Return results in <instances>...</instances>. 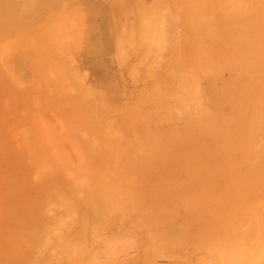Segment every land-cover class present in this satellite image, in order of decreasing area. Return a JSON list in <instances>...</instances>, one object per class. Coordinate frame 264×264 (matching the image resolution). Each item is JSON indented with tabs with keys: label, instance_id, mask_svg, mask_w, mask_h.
Here are the masks:
<instances>
[{
	"label": "rangeland",
	"instance_id": "1",
	"mask_svg": "<svg viewBox=\"0 0 264 264\" xmlns=\"http://www.w3.org/2000/svg\"><path fill=\"white\" fill-rule=\"evenodd\" d=\"M100 1L123 27L118 35L116 24H111L109 33L104 31L110 44L107 51L100 46L105 37L98 26L95 0H68V12L56 11V21L49 18L48 24H33L28 28L32 32L21 30V34L36 33L33 38L20 33L0 37V264H9L13 249L9 239L19 221L28 227L25 234L39 243L25 264L32 260L35 264L195 262V255L185 251L149 252L160 248L161 239L119 238L113 228L117 219L118 232L130 231L136 224L130 222L131 211L146 214V207L155 208L146 204L161 192L149 187L160 186V175L146 172L147 152L153 150L146 148L138 127L153 116L152 105H161L170 87L197 85L194 78L179 76V69L189 71L192 63L184 67L173 56L177 3ZM48 30L55 41L45 35ZM40 46L46 51L38 53ZM187 51L191 53V47ZM5 52L9 57H3ZM42 56L48 58L46 62ZM256 144L264 148L263 140ZM89 197L95 202L88 203ZM75 234L87 236V241L71 239ZM214 259L199 254L196 261L216 264Z\"/></svg>",
	"mask_w": 264,
	"mask_h": 264
},
{
	"label": "crops",
	"instance_id": "2",
	"mask_svg": "<svg viewBox=\"0 0 264 264\" xmlns=\"http://www.w3.org/2000/svg\"><path fill=\"white\" fill-rule=\"evenodd\" d=\"M167 3L178 10L173 56L192 63L179 76L197 85L170 87L139 124L153 150L146 172L160 175V186L149 187L161 192L146 214L131 211L130 231L118 232L115 219L114 235L161 239L149 252L185 251L193 264L199 254L216 264H264V148L256 144L264 141V0Z\"/></svg>",
	"mask_w": 264,
	"mask_h": 264
},
{
	"label": "bare ground",
	"instance_id": "3",
	"mask_svg": "<svg viewBox=\"0 0 264 264\" xmlns=\"http://www.w3.org/2000/svg\"><path fill=\"white\" fill-rule=\"evenodd\" d=\"M73 2V1H72ZM71 2H69V4H70ZM76 3V2H75ZM73 4V3H72ZM91 4V3H90ZM92 5V4H91ZM72 7V6H71ZM70 7V8H71ZM95 10H96V14H97V18H99L100 19V22H99V25L98 26H100V28L102 29V31H103V33H102V35L105 37V32L104 31H106V29H107V31H108V33H109V28L111 27V24H113V25H115L116 24V32H117V35H118V33L120 32V31H122L123 30V27H119L118 25H117V20H116V17L115 18H110V16H109V14H108V9H107V7H106V5L103 3V2H101L100 0H95ZM93 7V8H94ZM67 8H68V0H0V37L2 36V37H4V38H9L11 35H18L20 32H21V30H23V29H28L31 25H33V24H36V23H38V24H40L41 22H43L44 21V23H47V21L46 20H48L49 18H50V20H52L55 16H54V14L56 15V11H61L60 13H64L65 11L66 12H68L67 11ZM90 9V8H89ZM92 13V12H91ZM114 14V13H113ZM113 14H111V15H113ZM95 15V14H94ZM53 16V17H52ZM114 16V15H113ZM112 17V16H111ZM56 18V17H55ZM55 18H54V20H55ZM61 18V17H60ZM61 19H63L62 21H64L65 19L64 18H61ZM115 19V20H114ZM40 21V22H39ZM56 21V20H55ZM55 21L53 22V23H55ZM51 22V21H50ZM49 23V22H48ZM47 23V24H48ZM52 23V22H51ZM50 23V24H51ZM57 23V22H56ZM37 25V24H36ZM42 25V24H41ZM41 25H38L39 27H41ZM56 25V24H55ZM60 26V25H59ZM39 27H38V29H39ZM57 27H58V24H57ZM61 27V26H60ZM115 27H113V28H115ZM118 27H119V29H118ZM32 28H34V27H32ZM64 28H65V26H64ZM34 29H36V27L34 28ZM42 29V28H41ZM28 30H30L31 31V29H28ZM45 30L47 31V29H46V27H45ZM118 30H119V32H118ZM24 31H27V30H24ZM23 31V32H24ZM30 31L29 32H27L26 34H24V35H27V34H30ZM33 31V30H32ZM31 31V32H32ZM35 31H37V30H35ZM51 31H53V29L51 30ZM56 30H54V32H55ZM53 32V33H54ZM57 33H58V31H56ZM34 33V32H33ZM47 33H49V35L50 36H48L47 35V37H51V34H50V32H49V30H48V32H46L45 33V35L47 34ZM52 33V32H51ZM52 33V35H56L57 36V34H53ZM21 34V33H20ZM23 34H21V35H23ZM32 34V33H31ZM30 34V35H31ZM35 35H36V33H34ZM33 34V36L31 35V37L33 38L35 35ZM59 34H62V33H59ZM62 36V35H61ZM25 37H28V36H25ZM30 36H29V38H31ZM65 37H66V35H65ZM3 38V39H4ZM52 38V37H51ZM61 38V37H60ZM64 38V37H63ZM62 38V39H63ZM57 39V38H56ZM106 37H105V40H103L104 42L102 43V44H100V46L102 47L101 49H103V50H105V51H107V49L109 48V46H110V44H107L106 43ZM2 40V39H1ZM25 40V39H24ZM28 41L29 42H31L32 41V39L31 40H29L28 39ZM53 41H55L53 38H52V42ZM14 42H17L15 39H14ZM24 42V41H23ZM32 42H35V41H32ZM59 42V41H58ZM39 43V42H38ZM55 43V42H54ZM61 43V42H60ZM16 44V43H15ZM33 44V43H32ZM35 44V43H34ZM29 45V44H28ZM109 45V46H108ZM16 47H19L18 49L20 50V46H18V44H16L15 45ZM41 48L43 47V46H40ZM39 47V48H40ZM37 49L38 50V53L39 52H41V50L43 51H46L45 50V48L43 49ZM13 50V49H12ZM17 50V49H16ZM37 50H36V52H37ZM21 51H22V49H21ZM43 51V52H44ZM12 52V51H11ZM35 52V51H34ZM36 52H35V54H36ZM21 53V52H20ZM42 53V52H41ZM100 53H98L97 54V57H98V55H99ZM11 56H14L13 54H10ZM43 55V54H42ZM8 56V54H6V52L4 53V55H3V57L4 58H6ZM11 56H10V58H11ZM33 56V55H32ZM36 56L38 57V55L36 54ZM35 56V57H36ZM9 57V56H8ZM40 58L41 57H39L37 60H40ZM42 58H44V56H42ZM16 58H13V60H15ZM45 59V58H44ZM43 59V60H44ZM48 58H46L44 61L46 62V60H47ZM22 61V60H21ZM20 61V62H21ZM53 61V60H52ZM56 61V60H55ZM17 62V61H16ZM19 62V66H21L22 65V63H20ZM27 62V61H26ZM41 62V61H40ZM38 63H39V61H38ZM65 63V62H64ZM66 64V63H65ZM60 65V64H59ZM67 65V64H66ZM22 67V66H21ZM21 67H20V69H21ZM24 69V68H23ZM61 69V68H60ZM11 72H13V71H11ZM24 74V73H23ZM12 75V74H11ZM1 76V75H0ZM22 82V81H21ZM18 84V83H17ZM10 86V85H9ZM10 88V87H9ZM8 89V88H7ZM10 89H12V88H10ZM22 90V89H21ZM20 90V91H21ZM8 92V91H7ZM10 92H11V90H10ZM12 99V98H11ZM14 99V98H13ZM19 99H20V97H19ZM14 101H15V99H14ZM18 101V100H17ZM17 101H16V103H17ZM81 101V103L79 104V106H80V108L82 107V105L84 104V100H80ZM11 102H13V100L11 101ZM11 102L9 103L10 105H11ZM21 102V101H20ZM8 105V104H7ZM14 105V104H13ZM16 106V105H15ZM15 106H13V109H14V115H16V113H15ZM18 106H19V102H18ZM24 106V105H23ZM19 107H21V106H19ZM8 108V107H7ZM11 108V107H10ZM18 108V107H17ZM24 108H25V106H24ZM13 109H12V111H13ZM27 109V108H26ZM25 109V110H26ZM81 109H83V107L81 108ZM22 110V107L20 108V111ZM18 111V110H17ZM20 111H18V112H20ZM27 111H30L29 109L28 110H26V112ZM31 112V111H30ZM30 112H27V114L28 113H30ZM35 112V111H34ZM12 113V114H13ZM22 113V112H21ZM24 114H25V112H24ZM19 116H21L20 114H18ZM29 115V114H28ZM24 117H26L27 115L25 114V115H23ZM30 116V115H29ZM29 116L27 117V118H29ZM9 117V116H8ZM7 117V118H8ZM14 117V116H13ZM12 117V118H13ZM24 117H22V118H24ZM31 117V116H30ZM33 117H34V115H33ZM35 117H36V115H35ZM5 118V117H4ZM11 118V119H12ZM17 119V118H16ZM24 119H26V118H24ZM33 119H35V118H33ZM6 120H8V119H6ZM6 120H4V121H6ZM14 120V119H13ZM30 120V119H29ZM15 121V120H14ZM13 121V122H14ZM22 122H23V119L21 120ZM26 121V120H25ZM31 121V120H30ZM30 121H29V123H30ZM9 122V121H8ZM34 123V122H33ZM26 125H27V123H25ZM37 124V123H36ZM19 125V124H18ZM17 125V126H18ZM22 125V123H20V126ZM23 125H24V122H23ZM16 127V126H15ZM20 128V127H19ZM3 129V128H2ZM6 134V133H5ZM57 136V135H56ZM3 137V136H2ZM4 138V137H3ZM55 138V137H54ZM56 139V138H55ZM58 142V141H57ZM57 144V143H56ZM25 152V151H24ZM22 160V159H21ZM23 161V160H22ZM22 163V162H21ZM26 163V162H25ZM6 179V178H5ZM57 180V179H56ZM55 180V181H56ZM5 181V180H4ZM9 182V181H8ZM47 183V182H46ZM44 185V184H43ZM57 185H59V183L57 182ZM49 186V185H48ZM55 186V185H54ZM42 187V186H41ZM44 187H46L47 188V185L45 186L44 185ZM56 187V186H55ZM43 188V187H42ZM18 190V189H17ZM59 190H61V189H59ZM38 191V190H37ZM40 191H47L46 189L45 190H41V188H40ZM45 193V192H44ZM41 194V193H40ZM43 194V193H42ZM62 194V193H61ZM46 195H48V194H46ZM43 196V195H42ZM44 197V196H43ZM47 198V197H46ZM63 198V197H62ZM90 198V197H89ZM65 199V198H64ZM67 199V198H66ZM92 199H94V198H90V199H85V200H87V202L88 203H90V201H93V202H95L94 200H92ZM47 201L49 200V198H47L46 199ZM68 200V199H67ZM96 200V199H95ZM42 201V200H41ZM74 201H76V200H74ZM43 202H44V200H43ZM46 202V201H45ZM50 202V201H49ZM52 202V201H51ZM78 204V203H77ZM80 204V203H79ZM74 207V206H73ZM77 207V206H76ZM78 208H79V206H78ZM73 209V208H72ZM71 209V210H72ZM77 209V208H76ZM70 210V211H71ZM79 210V209H78ZM73 211V210H72ZM75 211H77V210H75ZM80 211H82L83 212V214H84V209H81ZM98 217V216H97ZM82 221V220H81ZM83 222H85V220H83ZM92 222V221H91ZM16 224V226H15V228H13L12 229V234H11V236H10V239L9 240H11V243H10V241H9V244H11V251H9V264L11 263V264H25L24 262L28 259V256L30 255V253L34 250V248L39 244L38 243V241L37 240H31L30 238H29V236L28 235H31L30 233H28V234H25V233H27L26 231H24V229L25 228H28V227H25V224L24 223H22V221H19V222H17V223H15ZM90 226V225H89ZM23 231H24V233H23ZM87 236L85 237V236H83V237H81V238H79L78 237V235H72L71 236V239H77V240H80L81 242L83 241V243L84 242H86L87 241ZM91 240V239H90ZM8 241V240H7ZM37 241V242H36ZM5 242V241H4ZM31 258V257H30ZM28 261V260H27ZM5 262V261H4ZM236 262V261H235ZM28 264H35L34 262H33V260L31 261V262H29ZM235 264V263H234Z\"/></svg>",
	"mask_w": 264,
	"mask_h": 264
}]
</instances>
